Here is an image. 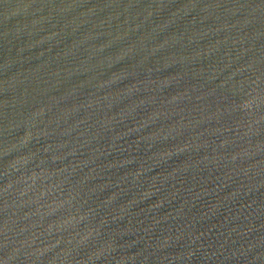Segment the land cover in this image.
<instances>
[{"label": "water", "instance_id": "water-1", "mask_svg": "<svg viewBox=\"0 0 264 264\" xmlns=\"http://www.w3.org/2000/svg\"><path fill=\"white\" fill-rule=\"evenodd\" d=\"M0 264H264V0H0Z\"/></svg>", "mask_w": 264, "mask_h": 264}]
</instances>
